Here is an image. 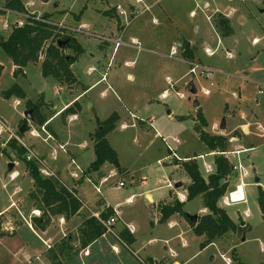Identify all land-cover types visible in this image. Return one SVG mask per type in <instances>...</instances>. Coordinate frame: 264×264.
I'll return each mask as SVG.
<instances>
[{
	"label": "rangeland",
	"instance_id": "374dc122",
	"mask_svg": "<svg viewBox=\"0 0 264 264\" xmlns=\"http://www.w3.org/2000/svg\"><path fill=\"white\" fill-rule=\"evenodd\" d=\"M21 1L27 9V16L29 13L39 16L49 13L52 20L74 28L65 29V34L75 36L84 52L71 66L78 79L71 88L54 76H45L41 62L29 63L24 73L15 75L16 66L0 47V64L3 66L0 75V119L6 121L39 157L44 155L43 161L48 167L62 170V179L71 181L69 171L74 166L67 150L76 156L82 168H88L95 159L89 132L95 130L98 118L104 120L112 113H117L121 122L130 126L124 130L118 126L108 138L119 155L122 167L129 173L123 177L115 173L107 177L103 185L104 194L115 203L124 202L129 194H136L135 204L143 205L147 190L152 191L156 200L168 193L169 189L183 192L182 187L187 178L173 162L171 151L176 152L181 162L184 159H196L204 176L210 173L207 171L208 165H211L212 172L215 171V155L210 153L198 133V114L201 112L207 121L206 131L211 134L223 132L228 136L226 151L231 166L241 164L244 168L238 171L231 169L229 188L225 195L244 183L247 201L225 205L220 199L219 205L227 210L236 228L204 249L201 247L204 237L193 231L188 220V216L202 214L204 203L201 195L191 200L180 199L185 202L183 211L186 214L171 216L178 226L168 229L166 223L169 217L160 227L167 231L165 235L168 237L183 230L182 235L176 236L170 245L179 251V259H189L188 264H239L235 256L245 264H264V214L258 201L259 186L264 189V95L260 91L264 85V12H260V9H264V0H209L210 6L206 8L202 6L204 0H158L152 11L161 13V26L152 24L149 11H143L138 18H149L148 38L157 43L162 42L160 48L156 42L150 47L143 44L144 49L150 48L152 53L126 46L119 47L114 53L115 45L108 42L111 34L109 29L115 30L118 25L115 6L121 4L127 7V0ZM144 1L150 4L154 0ZM6 3L7 0H0V10L4 11L0 15V41L10 35L16 24L27 20V16L17 11L6 10ZM191 10H195L192 16ZM221 13L229 14L232 18L234 32L230 35L222 33L215 25V16ZM81 24L86 26L82 31H77L76 28ZM196 25L200 26L199 32ZM160 28H163V33ZM177 30L194 42L200 59L215 70L212 78L202 76L200 70L194 75L191 66L165 55V52L170 53L171 47L166 33L174 34ZM201 36L204 43L200 40ZM254 37L261 38V41L253 43ZM129 38L127 32L124 40ZM218 38L222 43L218 44ZM206 46L217 50L210 55L206 52ZM65 53L71 55L73 51L66 49ZM126 60L131 61L132 65L127 66ZM105 72L108 81L98 82L85 91L87 86L100 80ZM15 83L25 92V99L2 95ZM191 83L197 89L196 94L191 92ZM231 87L237 90L232 91ZM246 87L248 94L242 95L240 91ZM204 89L211 93L205 94ZM165 91L167 95L163 98ZM234 92H237V97L232 94ZM80 93H83L80 99L82 107L79 102L74 106V109L81 107L75 119L68 121L72 112H67L54 116L50 121L60 143L66 145L65 149L55 140L48 139L50 141L44 143L42 138L46 133L41 131L37 122L29 120L28 130L20 135V127L27 122L25 112L30 110L26 106L28 99L34 103L43 102L38 112L31 108L32 115L48 119L54 111L64 107ZM196 100L200 103L198 107L194 105ZM259 114L261 116L257 118ZM180 116L187 118L180 119ZM151 117L154 121L150 125ZM224 119L226 128L221 130ZM30 127H35L41 136H32ZM234 136H238L239 140L233 141ZM10 140L8 134L0 136L2 143L7 144ZM8 150V153L0 154V207L17 199L12 198L9 191L17 184L21 188V196H26L33 180L29 174H23L25 162L18 160L12 149ZM27 153L26 150V157ZM161 158V162L157 163ZM14 161L17 165L13 170L19 171L22 177L11 181L8 167ZM170 175H173L172 179ZM257 177L260 178V184L256 182ZM118 181H124L125 187L119 186ZM179 181L182 186L176 189L175 184ZM82 187L94 192L91 183L85 182ZM6 214L8 224L5 226L11 230L9 223L18 224L20 215L14 211ZM19 229L16 235H0V264H46L42 254L39 258L34 256L45 248L42 238L27 225ZM23 250H29L28 253L34 258L26 259Z\"/></svg>",
	"mask_w": 264,
	"mask_h": 264
},
{
	"label": "trees",
	"instance_id": "16d2710c",
	"mask_svg": "<svg viewBox=\"0 0 264 264\" xmlns=\"http://www.w3.org/2000/svg\"><path fill=\"white\" fill-rule=\"evenodd\" d=\"M6 8L26 13V7L21 0H12L7 2ZM4 11L0 10V15ZM51 14L44 13L41 16L29 13L27 20L22 25L14 26L10 35L0 41V47L6 52L12 60L15 68V75L24 73V68L29 63H39L42 65V72L45 76H54L62 83L73 87L77 82V78L72 70V64L84 52L79 40L69 34H65L66 27L60 26L59 22L51 19ZM214 22L217 28L224 34L232 32L230 19L219 14L215 17ZM66 26V25H65ZM68 40L67 48L62 49L58 46V41ZM66 49H71L73 54L67 55ZM184 56L190 58V48L184 46ZM40 59H43L40 61ZM3 66L0 64V75ZM4 97L12 95L18 98L25 99L26 94L17 84H13L10 88L2 92ZM78 104L77 101L73 105L68 106L61 113L76 112L79 108L74 109ZM43 102L34 103L31 100L26 101L28 109L40 110ZM36 122L39 125L44 124L48 119L41 118L39 115H34ZM180 119H186L187 116H180ZM199 126L198 133L200 139L209 147L210 152H216L214 164L215 171L204 176L198 166L196 159L183 160L182 169L190 182L185 186L187 191V200H191L199 195L203 197L204 207L208 213L198 216L197 222L190 221L194 232L198 236H203L204 241L201 243L202 249L214 243L218 238L227 234L230 230H235L236 224L228 214L227 210L219 205L220 199L227 193L229 188L228 178L233 170L229 159L223 154L227 150L229 138L224 134H211L205 130L207 121L204 115L198 114ZM119 115L112 113L104 120H97V128L93 133L94 151L96 158L90 165V170H98L105 163H110L119 172L124 171L120 164L118 153L110 144L107 136L117 126ZM28 126H26V131ZM22 136V134L20 133ZM8 148L12 149L18 159L25 162L26 169L33 179V188L29 192L30 199L34 202L36 209L40 210L41 214L33 218V223L38 228H45L51 223L53 217L63 216L66 219L76 215L82 208V202L76 195L75 187L68 186L61 180L60 176H46L35 160H28L26 157V148L22 146L16 139L10 140L7 145L2 146L0 141V154L8 153ZM258 201L262 213L264 214V189L259 186ZM185 202L180 201L178 196L172 198L170 202H166L161 206L162 219L166 220L174 214L183 213V205ZM113 213L109 210L103 217L106 219ZM5 214L0 215V235H14V230H5ZM106 229L103 224L95 217H89L83 221L80 228V243L85 247L98 239L105 233ZM69 237L63 240V247L70 249ZM53 254H51V257ZM239 264H245L240 262ZM55 264H59L56 262Z\"/></svg>",
	"mask_w": 264,
	"mask_h": 264
},
{
	"label": "crops",
	"instance_id": "0c3cea01",
	"mask_svg": "<svg viewBox=\"0 0 264 264\" xmlns=\"http://www.w3.org/2000/svg\"><path fill=\"white\" fill-rule=\"evenodd\" d=\"M143 3L147 6H149L148 10H146L144 8V5L142 6L140 4H137L134 0H127L126 5L129 6L130 8L133 6L137 7V5H140L138 8H140L142 10V12L143 11H149L150 12L152 24L156 25V26H161V18H160L161 13L159 11H156V10L152 11V9H155L156 5L158 4V0H154L150 4L149 3L146 4L145 1L143 0ZM202 6L204 8L210 6V1L204 0V3L202 4ZM6 10H10V9H6ZM26 11H27V9H26ZM260 12H264V9H260ZM19 13L24 15V16H27V13H25V12L24 13L19 12ZM145 13H147V12H145ZM194 14H195V10H191L190 15L192 16ZM223 15H225V14H223ZM228 15H225V16H227L231 21L232 32L230 34H232L234 32V27L232 25V18H231V16L229 17ZM115 16L117 17L118 25H117V27H115L116 28L115 30L109 29L111 34L109 35L108 38H116L121 34L120 33L122 30V28L120 26L121 19L116 14H115ZM138 18L139 17H137L131 23V25L128 26L124 30V33H123L124 44H122L120 47L126 46L129 48H135L138 50V48L135 45L133 46L131 44V41L134 39L140 44L141 50L151 52L152 49L147 48V47H146V49H144V47H143V44H146L147 46L150 47V44H154L156 42L154 40L151 41L147 35V29L150 27L148 21H150V19L149 18L138 19ZM22 23L23 22L21 21L18 24L21 25ZM84 25L81 24V26H82L81 28H84L86 26V25L85 26ZM195 28H196V30H198L197 32H199L200 26L196 25ZM160 31L163 33V28H160ZM127 32H129L130 38H129V40H124V37L127 34ZM166 35H167L166 39L170 38V42H171L170 43V45H171L170 53L165 52L166 56H168L169 58H177V59H179L178 61H181L182 63L188 64L189 66H191L190 63H194V62L209 66V64L208 65L205 64L202 61V59H200V57L197 54V46L194 44V42L192 40H190L188 37H186V35L182 34L178 30L174 34H170V32H169L168 34L166 33ZM255 38H259V37H254L253 43H255L254 42ZM218 39H219L218 44L220 42L222 43V40L220 38H218ZM259 39L261 41V38H259ZM200 40L204 43V38L202 36H201ZM109 43H111V42H109ZM156 44H157V47L160 48V44L162 45V42L159 41L158 43L156 42ZM184 46H188L190 48V50H191V52L189 54L190 58L184 56V52H183ZM205 48H210V47L206 46ZM215 49H217V48H215ZM215 49H213V50H215ZM174 50L176 51L177 55L176 54L171 55V52ZM115 52L116 51L114 50V53ZM111 62H112V60L109 62V66L111 65ZM125 64L127 66L132 65L131 61H129V60H126ZM92 68L94 69V67H92ZM210 68H212V67H210ZM104 74H107V72H105ZM104 74L102 75L100 80L96 81L92 85L87 86L85 91L89 90L91 87H93L98 82L108 81V76H107V80H105V81L102 80ZM130 77H133V76L130 75ZM246 85H247V83H246ZM248 87L244 88L243 90L240 88L241 89L240 93L242 95L248 94ZM263 87H264V85L261 86V89ZM230 90L234 91L237 89L234 87H231ZM82 94L83 93L76 94L75 97H73V99L69 103H67L64 107L54 111V114L52 115V117L48 118V120L44 123V124H46L45 125L46 130L52 136L49 139L55 140L56 143L59 144V146H62V145L64 146L65 144L60 143L56 132L51 127L50 121L54 116L59 115L64 110V108H66L68 105H70L75 100L80 103V99H81ZM232 94L237 97V92H234ZM262 94L264 95V93H262ZM80 105L82 107V103H80ZM259 105L260 104L258 103V106ZM81 107L76 111V113L72 112L71 115H69L68 121L76 118V116L78 114L77 112H79ZM132 114H134V113H131V116H132ZM260 116H261V114L257 115L256 117L259 118ZM263 117H264V115H263ZM151 118H153V117H151ZM151 118L149 120L150 125L154 121V120L151 121ZM246 118H249V116H247ZM0 120L3 121L4 123L8 124L6 121H4L2 119H0ZM97 120H100V119L98 118ZM28 125H29V121L27 122V126ZM42 125H38L40 127V129H41ZM96 125H98L97 121H96ZM118 126H120V129L124 130V129L128 128L130 125L126 122H121L120 116H119V120H118L116 129H114L112 132L116 131ZM96 128H97V126H96ZM96 128H95V130H96ZM31 129H36V128L30 127L29 131ZM94 131L89 132L90 136H91L90 139H91V144H92L93 150H94V146H93V141H94L93 133H94ZM43 133L45 134V132H43ZM109 134H108V136H109ZM215 134H224V133L220 132V133H215ZM108 136H107V138H108ZM42 139H43L42 141L44 143L45 142L48 143L50 141V140L46 139V134H45V137ZM108 140H109V138H108ZM232 140L238 141L239 138H238V136L237 137L234 136L232 138ZM33 145H36V143H33ZM41 148H43L42 143H41ZM67 152L69 153V156L71 158V164L74 166V168L71 171H69V176H70V178H72L71 181H67L65 179H62V177H61L62 170L56 171L52 167H48L47 165L46 166L49 168V170L58 174L60 176L61 180L64 181L66 185L75 187L76 195L79 197V199L82 202V208L80 209V211L76 215L72 216L69 219H66L63 216H56V217L52 218L51 223L48 226H46L45 228H43V229L38 228V227L34 228V225H33L34 223H32L33 218L35 216H39L41 214V212L34 214L35 210H37V211H40V210L36 209V207L34 206V202L29 197V192L33 188V180H32V186L29 187L26 196H24V195L21 196V193H22L21 188L17 184L16 186H14L13 189L11 188L9 190L10 196L12 198L17 197V199L16 200L13 199L9 204L0 207V215L5 214V216H6L7 215L6 213H9L11 211H14V213H17L20 215V218H18L20 220V221L18 220L19 221L18 224L9 223L10 229L11 230L15 229L16 233L14 235H16L19 232V230H20L19 228L21 226L27 225V227L33 233H35L36 235H39L42 238L45 248H44V250L39 251L38 253H36L34 255L36 258H39V255L42 254V256L45 259L46 264H55L56 262H58L59 264H143L141 262V260H145V261L157 260L160 262V264H188L189 259L185 260V261L183 259H179V256H180L179 251H176L174 249V247L172 245H170L171 241L174 240V238L176 236L182 235L183 230L180 229L177 231L178 234L173 235L172 237H168L165 235V233H167V231H164L163 228H161L162 226L160 227V225H162L163 222L166 223V221H167V220L162 219V213H161L162 204H164L166 202H170L173 197L177 196L176 193H178V196H179V194H180V196H183L182 199L187 198V191L185 190V186L190 182V179H189V177H187L185 175V173L182 169V165H181L182 162L178 161V158H174L172 160H173V162H176V166L182 170L183 175L187 178L185 185L182 187L183 192H177L178 190L169 189L168 193H166L163 197L159 196L158 199L156 200L152 191L147 190V191H145L146 202L143 205H142V203H139L136 205L135 204V197H134V196H136V194H129V196L125 199L124 202H118L117 201L116 203H115V201L108 200L104 194L103 185L106 182L102 184L101 183L102 180L111 176L114 173L116 175H118L119 177H123V175H127L129 172L126 170L125 167H123L124 171L122 173V172H119L113 165H110V163L107 162L102 167H100L98 170H90L89 169L90 165L95 160V159H93L91 161L90 165L88 166V168L84 169L79 165V163L76 159V156L72 152H70L69 150H67ZM225 152H227V151H225ZM210 153H212V152H210ZM94 154H95V151H94ZM171 154H172V152H171ZM175 154H176V152H175ZM93 157L96 158V155L95 156L93 155ZM118 157H119V155H118ZM40 158L42 160H44L45 157H44V155H42V157H40ZM187 158H189V157H187ZM228 159H229V157H228ZM161 160H162V158L158 159L157 163H160ZM73 161L75 163H73ZM119 161H120V159H119ZM14 162H15L14 167H16V165H17L16 161H14ZM121 166H122V164H121ZM78 167L80 168V170L78 169ZM74 173L79 174V177L78 178L74 177V175H73ZM10 174H11V176H10L11 181H13V180L16 181L20 177H22V174L16 170L11 171ZM23 174L24 175L29 174L28 171L26 170V168L24 169ZM172 176L173 175H170L171 179H172ZM85 182L92 184L94 192L92 189L89 190L88 188H86L87 191L85 189H83L82 185ZM119 182H121V181H118V184H119ZM179 182H181V181H179ZM16 183L17 182H15V184ZM6 184H5V186H6ZM124 185H123V187H125ZM96 186H101L102 193H99L96 190V188H95ZM120 204H122V206H119ZM109 210H112L113 213L111 215H109L107 218H109L111 216L116 217V221L113 225L114 233H111V232L107 233L106 232L101 237H99L98 239H96L92 243H90L89 245L82 247L81 243H80V236H81L80 228H81V224L83 223V221L89 217H95L92 215V212H99L101 217L104 218L103 214H106ZM206 213H208V210L204 207L203 212L200 215H203ZM200 215H198V216H200ZM180 216H181V213H180ZM95 218L97 219V217H95ZM7 224H8V221L5 225H7ZM166 224H167L168 229H173L175 226L179 225L178 222L175 219H171V217H170V220ZM5 230H9V228L7 226H5ZM41 234L43 236H41ZM67 236L69 237V240H70L69 244L72 246L70 249L63 247V244H62L63 240H65ZM200 237H203V236H200ZM47 244L51 245V248H48ZM185 244H187V243H185ZM28 251L29 250H23V255L26 257V259H29V258L33 259L34 257H32L30 255V253H28ZM86 251L88 253H85ZM32 252H37V250H35V251L33 250ZM141 253L144 254L143 255L144 257L141 256ZM51 254H53L52 257H51Z\"/></svg>",
	"mask_w": 264,
	"mask_h": 264
},
{
	"label": "built area",
	"instance_id": "2783aa9c",
	"mask_svg": "<svg viewBox=\"0 0 264 264\" xmlns=\"http://www.w3.org/2000/svg\"><path fill=\"white\" fill-rule=\"evenodd\" d=\"M137 4H142L143 3V0H134ZM144 4V3H143ZM144 8L146 9V10H148L149 9V6H147V5H145L144 4ZM115 10H116V12H117V14H118V17H120V19H121V24H120V26H121V28H122V30H121V34L118 36V37H116V38H109L108 39V42H111V43H113L114 45H115V47H114V50L115 51H117V49L122 45V44H124V42H123V33H124V30L128 27V26H130L131 25V23L137 18V17H139L140 15H141V13H142V10L140 9V8H138V7H129V6H127V7H124V6H122L121 4H117L116 6H115ZM125 19L124 20V22H122V19ZM60 26H63V27H66V28H69V29H72V30H75L74 28H70V27H68V26H64L63 24H59ZM82 26H80V27H78V28H76L77 29V31H82V29H84V28H81ZM260 41V39L259 38H255L254 39V42L255 43H258ZM131 44L134 46H136L137 48H138V50H141V47H140V44L136 41V40H132L131 41ZM216 50L217 49H215V50H212L211 48H206V52L208 53V54H210V55H212V54H214L215 52H216ZM176 54V51L174 50V51H172L171 52V55H175ZM190 65H191V72L195 75L196 73H197V71H199L200 72V74H202V76H204V77H206V78H212L213 77V74H214V72H215V70L214 69H212V68H210L209 66H206V65H203V64H201V63H196V62H194V63H190ZM102 80L103 81H105V80H107V74H104V76H103V78H102ZM168 83L171 85V80L168 78ZM211 84H213V83H211ZM261 92L262 93H264V87L262 88V90H261ZM204 93L205 94H207V95H209L210 93H211V91L210 90H208V89H204ZM166 95H167V91H165L163 94H162V97L164 98V97H166ZM132 116H134V114H132ZM154 120V118H151V121H153ZM46 124H43L42 126H41V131H43V132H45L46 133V139H49V138H51L52 136H51V134L50 133H48V131L46 130V126H45ZM30 133H31V135L32 136H34V137H40L41 135H40V133L36 130V129H31L30 130ZM4 134H8L9 135V139H16L18 142H20L21 143V145L22 146H24L25 148H26V150L28 151V153H27V159L28 160H35V161H37V163H40V165H42V167H40V170H41V172L44 174V175H46V176H57V174L55 173V172H52L51 170H49V168L46 166V164L43 162V160L39 157V155L37 154V153H35L21 138H20V136L16 133V132H14L12 129H11V127L8 125V124H6V123H4L3 121H1L0 120V136L1 135H4ZM3 145H7V144H5V143H2V146ZM61 148L62 149H65V146H61ZM172 152V156H173V158H177V156H176V154H175V152H173V151H171ZM214 155L216 154V152H212ZM223 154L227 157L228 155H227V152H223ZM202 157V156H201ZM228 158V157H227ZM160 162V161H159ZM73 163H75L74 161H73ZM233 170L234 171H238V170H244V168H243V166L241 165V164H239V165H237V164H233ZM78 169L80 170V168L78 167ZM207 171H209L210 173L212 172V167H211V165H208V167H207ZM74 175V177H79V174H77V173H74L73 174ZM105 182H107V178H105L104 180H102V184L103 183H105ZM125 183H124V181H121V182H119V186H123ZM96 188V190L99 192V193H102V188H101V186H96L95 187ZM179 199L181 198L182 199V197L183 196H180V194H179ZM222 200H223V203L225 204V205H229V204H237V203H242V202H246L247 201V198H246V194H245V192H244V183H242V184H239V185H237V187L235 188V189H233L232 191H230L227 195H224L223 197H222ZM37 213H40V211H37V210H35L34 211V214H37ZM39 215V214H38ZM92 215L93 216H95V217H97V219L103 224V226L105 227V229H106V231H105V233L107 232V233H109V232H111V233H114V230H113V225H114V223H115V221H116V217L115 216H111V217H109V218H107V219H104V218H102L101 217V215H100V213L99 212H92ZM47 247L48 248H51V245H49V244H47ZM85 253H88L87 251L85 252ZM141 262L143 263V264H160V262L159 261H157V260H153V261H145V260H141Z\"/></svg>",
	"mask_w": 264,
	"mask_h": 264
},
{
	"label": "water",
	"instance_id": "95a60500",
	"mask_svg": "<svg viewBox=\"0 0 264 264\" xmlns=\"http://www.w3.org/2000/svg\"><path fill=\"white\" fill-rule=\"evenodd\" d=\"M10 1H12V0H7V2H10ZM43 3H47V2H49L50 0H41ZM17 25H19V24H16V26ZM58 46L60 47V48H62V49H65V48H67L68 47V45H69V42H68V40H60V41H58ZM191 92L193 93V94H196L197 93V89H196V87H195V85H194V83H191ZM194 105L196 106V107H198L199 105H200V103L196 100L195 101V103H194ZM25 117L27 118V122L30 120V121H33V122H35L36 120H35V118H34V116L32 115V109H30V110H27L26 112H25ZM27 122L25 121L23 124H22V126L20 127V129H19V132L21 133V134H24L25 132H26V126H27ZM225 128H226V120L224 119L223 120V122H222V125H221V130H225ZM13 167H14V163H10L9 164V170H13ZM260 178H258L257 177V183L258 184H260ZM182 186V182H177L176 184H175V188H180ZM181 216H183V213H181ZM190 219H191V221L192 222H197V220H198V215H193V216H190Z\"/></svg>",
	"mask_w": 264,
	"mask_h": 264
}]
</instances>
